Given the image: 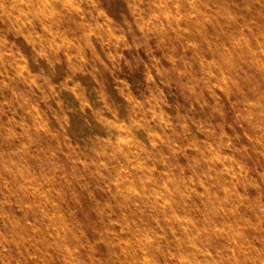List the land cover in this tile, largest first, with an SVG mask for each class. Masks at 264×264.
<instances>
[{"label": "rangeland", "instance_id": "1", "mask_svg": "<svg viewBox=\"0 0 264 264\" xmlns=\"http://www.w3.org/2000/svg\"><path fill=\"white\" fill-rule=\"evenodd\" d=\"M0 264H264V0H0Z\"/></svg>", "mask_w": 264, "mask_h": 264}, {"label": "bare ground", "instance_id": "2", "mask_svg": "<svg viewBox=\"0 0 264 264\" xmlns=\"http://www.w3.org/2000/svg\"><path fill=\"white\" fill-rule=\"evenodd\" d=\"M37 3V2H36ZM20 4V3H19ZM16 5V4H15ZM5 6V5H4ZM11 6V5H10ZM16 18V17H15ZM65 18V17H64ZM28 107V106H27ZM136 143V142H135ZM138 145V144H137ZM128 158V157H127ZM121 163V162H120ZM127 166V165H126ZM123 168V167H122ZM52 178V177H51ZM182 226V225H181ZM171 230V228H170ZM173 233V232H172ZM145 250V249H144Z\"/></svg>", "mask_w": 264, "mask_h": 264}]
</instances>
